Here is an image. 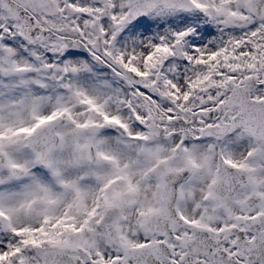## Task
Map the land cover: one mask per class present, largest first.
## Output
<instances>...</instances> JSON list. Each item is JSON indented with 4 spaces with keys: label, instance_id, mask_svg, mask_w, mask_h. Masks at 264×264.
<instances>
[{
    "label": "snow or ice",
    "instance_id": "obj_1",
    "mask_svg": "<svg viewBox=\"0 0 264 264\" xmlns=\"http://www.w3.org/2000/svg\"><path fill=\"white\" fill-rule=\"evenodd\" d=\"M0 264H264V0H0Z\"/></svg>",
    "mask_w": 264,
    "mask_h": 264
}]
</instances>
